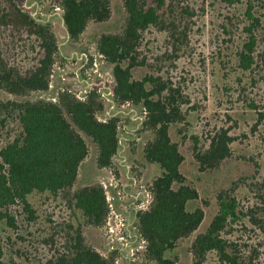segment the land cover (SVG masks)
Returning a JSON list of instances; mask_svg holds the SVG:
<instances>
[{
    "label": "trees",
    "instance_id": "obj_1",
    "mask_svg": "<svg viewBox=\"0 0 264 264\" xmlns=\"http://www.w3.org/2000/svg\"><path fill=\"white\" fill-rule=\"evenodd\" d=\"M176 1L122 0L126 14L122 30L119 34H102L96 40V54L108 66L113 82L110 104L92 88L80 98L68 87L47 97L60 57L57 35L49 23L38 21L19 0H0V28L15 32L19 38L25 36L34 45L28 51L20 50L19 64L10 63L0 54V91L8 96L0 99V264H21L28 260L26 251L17 249L12 253L17 244L12 236L23 221L33 224L36 220L28 202L33 193L63 195L68 207L78 210L88 225L104 224L109 212L106 190L100 184L71 190L88 155L87 140L96 148L99 168L109 167L117 154L119 118L109 117L112 104V107L127 105L133 111L138 108L143 115L141 127L153 135L144 146L143 158L147 163L157 164L161 173L151 183L149 206L137 213L136 232L145 244L147 258L156 264L176 263V259L166 258L165 253L193 236L204 219L201 208L189 209L198 200V191L193 179L182 173L184 156L180 146L186 139L178 140L170 134V125L183 114L181 106L185 101L179 90L172 87L162 64L176 58L177 50L185 46L188 24L184 20L192 16L189 7L177 10L173 4ZM257 1H234L242 7L244 20L240 25L245 40L234 54L240 74L264 65V39L259 40L260 36L264 38V20L255 15ZM55 2L68 41L74 44L88 23L105 22L110 17V0ZM150 29L164 32L172 47L170 54L164 51L152 62L140 51L142 36ZM219 30L223 36L231 34L225 23ZM26 43L17 40L23 47ZM31 51L35 56L28 55ZM32 95L36 97L31 98ZM247 107L256 110L253 103ZM259 116L264 119L263 112ZM9 121L13 124L11 128ZM231 142L227 133L222 132L210 139L206 149L199 150L198 139H192L190 150L198 172L218 171L231 156ZM231 190L216 193L217 211L190 246L193 264H203L210 253L223 264H237V257L228 253L221 238L226 226L240 220L238 200L230 194ZM66 245L67 249L57 252L46 264L115 262L113 253L105 257L87 245L79 229Z\"/></svg>",
    "mask_w": 264,
    "mask_h": 264
},
{
    "label": "rangeland",
    "instance_id": "obj_2",
    "mask_svg": "<svg viewBox=\"0 0 264 264\" xmlns=\"http://www.w3.org/2000/svg\"><path fill=\"white\" fill-rule=\"evenodd\" d=\"M19 1L38 21L49 23L57 35L60 57L47 97L65 87L79 96L92 88L111 104L109 93L113 82L108 66L96 54L95 45L100 35L119 34L122 30L126 19L122 0H110L109 19L88 23L75 44L68 41L55 0ZM234 1L177 0L173 3L177 10L189 7L192 16L184 20L188 24L185 46L177 50L176 58L162 64L172 87L179 90L185 101L181 106L183 114L170 125V134L178 140L186 139L180 146L184 156L182 173L193 179L198 191V200L189 209L199 207L204 212V219L193 236L165 253L166 258L176 259L175 264H193L191 243L206 230L215 215L216 193L230 188V194L238 200L240 220L226 226L221 238L227 244L228 253L237 257V264H264V119L259 116L264 113V65L245 74H240L236 67L234 54L245 37L240 25L244 21L242 7ZM254 10L263 21L264 0L257 1ZM222 23L230 29V36L220 34ZM262 26L264 29V21ZM16 36L15 32L0 28V54L12 64L20 63V50L34 47L25 36ZM19 39L29 44L23 47L17 44ZM262 39L260 36L259 40ZM167 40L164 32L150 29L142 36L140 51L152 62L164 51L171 53ZM28 55L35 56V53L28 52ZM7 97L0 91V99ZM251 103L256 105V110L248 109ZM112 106L108 109L109 117L119 118L117 154L109 167L99 168L96 148L87 140L88 155L71 190L92 184L105 187L106 200L111 203L106 221L99 227L88 225L78 210L68 207L63 195L31 194L28 202L36 220L33 224L23 221L12 236L17 243L12 253L19 249L28 255V260L21 264H46L57 252L68 248L66 242L77 229L86 244L100 255L106 257L113 253L114 264H156L147 258L145 244L133 225L135 210H141L140 205L149 206L151 183L161 173L157 164L147 163L143 158L144 146L153 135L141 127L143 115L138 108L133 111L127 105ZM9 123L11 128L13 124ZM222 132L232 139L231 156L218 171L199 173L191 155L192 139H198L197 149L204 150L210 139ZM111 228L115 231L113 234H110ZM203 264L223 263L210 253Z\"/></svg>",
    "mask_w": 264,
    "mask_h": 264
},
{
    "label": "built area",
    "instance_id": "obj_3",
    "mask_svg": "<svg viewBox=\"0 0 264 264\" xmlns=\"http://www.w3.org/2000/svg\"><path fill=\"white\" fill-rule=\"evenodd\" d=\"M111 91H112V90H111ZM111 91H110V93H109V96L111 95ZM84 93H86V90L84 91ZM76 96H77L78 98H80L79 95L76 94ZM104 189H105V187H104ZM107 202H108L109 210H110V212H111V203H110V201H109L108 198H107ZM138 208L141 209V210H145V209H147V207H143V205H140ZM119 225H120V226H123V223H122L121 221H119ZM109 231H110V234H113V233L115 232V231L113 230V228L109 229Z\"/></svg>",
    "mask_w": 264,
    "mask_h": 264
},
{
    "label": "flooded vegetation",
    "instance_id": "obj_4",
    "mask_svg": "<svg viewBox=\"0 0 264 264\" xmlns=\"http://www.w3.org/2000/svg\"><path fill=\"white\" fill-rule=\"evenodd\" d=\"M134 185H135V184H134ZM140 211H142V210H135V212H134V217H133L134 221H133V225H134L135 230H136V223H137L136 216H137V213H139ZM136 231H137V230H136Z\"/></svg>",
    "mask_w": 264,
    "mask_h": 264
},
{
    "label": "crops",
    "instance_id": "obj_5",
    "mask_svg": "<svg viewBox=\"0 0 264 264\" xmlns=\"http://www.w3.org/2000/svg\"><path fill=\"white\" fill-rule=\"evenodd\" d=\"M113 108V107H112Z\"/></svg>",
    "mask_w": 264,
    "mask_h": 264
}]
</instances>
